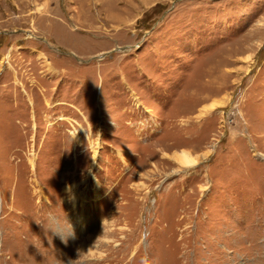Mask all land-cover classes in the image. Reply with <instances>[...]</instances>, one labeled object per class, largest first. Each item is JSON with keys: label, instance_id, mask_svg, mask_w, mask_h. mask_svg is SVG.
Instances as JSON below:
<instances>
[{"label": "rangeland", "instance_id": "1", "mask_svg": "<svg viewBox=\"0 0 264 264\" xmlns=\"http://www.w3.org/2000/svg\"><path fill=\"white\" fill-rule=\"evenodd\" d=\"M0 264H264V0H0Z\"/></svg>", "mask_w": 264, "mask_h": 264}, {"label": "bare ground", "instance_id": "2", "mask_svg": "<svg viewBox=\"0 0 264 264\" xmlns=\"http://www.w3.org/2000/svg\"><path fill=\"white\" fill-rule=\"evenodd\" d=\"M182 158H183V160L187 163V165L189 166V167H191V166H195V164H198L199 163V159H193V158H189L188 157V155L187 154H182ZM183 160H181V161H183ZM78 191V190H77Z\"/></svg>", "mask_w": 264, "mask_h": 264}]
</instances>
